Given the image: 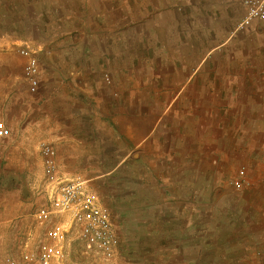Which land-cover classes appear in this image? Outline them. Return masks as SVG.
I'll return each instance as SVG.
<instances>
[{
  "label": "crops",
  "instance_id": "obj_1",
  "mask_svg": "<svg viewBox=\"0 0 264 264\" xmlns=\"http://www.w3.org/2000/svg\"><path fill=\"white\" fill-rule=\"evenodd\" d=\"M205 1L192 15L193 10L170 8L174 0H136L131 9L139 11L137 16H152V5L159 9L158 18H169L167 40L159 35L164 31L158 26L162 21L144 24L131 39L133 30L120 23L111 32L119 34L114 40L79 44L85 49L79 52L85 60L78 58L75 73L59 71L61 67L55 70L48 56L40 91L31 90V99H15L9 106V121L14 122L10 127L16 133L7 142L0 137V177L15 176L6 167L16 166L13 160L18 152L24 153L20 163L27 169L30 145L37 146L36 139L41 138L54 145L66 175L87 179L102 194L106 178L116 173L121 162L131 155L145 162L153 146L183 155L185 161L194 150L205 161L219 160V156L237 160L244 164L233 177V185L239 177L244 180L242 187L251 184L249 176L260 182L264 177V20L254 18L243 24L246 0ZM118 5L115 10L123 11ZM128 14L120 12L119 16ZM191 16L201 18L200 28L192 20L182 24L177 20ZM214 30L223 36L210 45L203 33ZM229 46L233 72L212 74L210 79L203 69L212 50ZM103 71L110 74V82ZM226 80L232 84L226 85ZM194 127L200 129L195 131V140ZM28 132L34 135L31 141ZM203 188L204 194L214 189ZM251 196L256 200L251 201ZM249 200L248 216L209 227L208 235L202 234V246L195 245V253L189 241L192 232L183 229L191 248L182 255L183 264H241L236 261L246 250L257 264H264V189L251 191ZM169 222L175 223L171 235L176 236L178 220ZM165 257L175 258L168 252Z\"/></svg>",
  "mask_w": 264,
  "mask_h": 264
},
{
  "label": "rangeland",
  "instance_id": "obj_2",
  "mask_svg": "<svg viewBox=\"0 0 264 264\" xmlns=\"http://www.w3.org/2000/svg\"><path fill=\"white\" fill-rule=\"evenodd\" d=\"M135 2L136 0H0V137L3 141L14 139L16 133L10 127L14 122L9 121V106L14 104L15 99L19 102H24L25 96L31 99V90H37V93L40 91L43 76L48 72L45 69L46 63L48 65L52 61L56 66L55 70L61 67L59 71L75 73L80 63L78 58L85 60L79 53L85 50L80 48V43L87 45L90 40H114L119 34L111 32L120 23L127 24L133 30L129 33L131 39L144 24H153L156 20L165 23L169 19L158 18L156 13L159 9L152 5L149 7L152 16H137L139 11L131 9ZM117 3L118 8L123 6V11L115 10ZM205 3V0H174L169 7L198 11ZM192 5L195 7H190ZM120 12L129 14L120 17ZM194 13L193 10L192 15ZM177 20L181 24L192 20L194 26H198L201 18L177 17ZM164 23L158 25L164 29L159 35L161 39L164 37L167 40L168 33L165 30L169 27ZM203 35H207L210 45L217 44L223 36L215 30ZM23 45H29L35 50L38 58L41 72L38 86H31L24 77L25 57L19 52ZM232 52V46L226 50H212L203 72L210 74V79L212 74L232 73ZM48 56H52V60L48 61ZM103 75L110 82V74L103 71ZM225 84L231 85L232 81L226 80ZM16 96L21 99L15 98ZM199 130L194 127V140L195 133ZM26 136L31 141L34 135L28 132ZM36 140L37 146L30 145L31 159L27 169L20 163V156L24 153L18 152L17 160H13L16 166L11 169L6 167V172H15V176L11 175L9 179L0 177V264H10V259L19 258L28 237L31 247L43 233L55 230L54 222H40L35 217L38 206L48 203L43 190L45 172L41 154V145L45 140ZM172 154L153 146L146 152L145 162L137 161V156L131 155L128 161L120 163L114 175L106 178L104 194L90 181L80 177L109 209L119 237V246L114 256L106 259L99 252L88 249L75 231L68 232L62 238L64 256L56 264H183L182 255L191 249L188 246L190 244L185 243L183 229L187 227L192 232L189 235L192 239L189 241L193 242L191 245L195 253V247L199 245L200 248L201 241L205 239L202 234L208 235L209 227H215L219 223L224 225L223 220H242L241 215L248 216L246 205L250 200H256L252 196L249 200V193L255 189L263 192L264 177L257 182L254 177L249 176L250 185H233L232 179L244 164L242 162L222 156H219V160L205 161V156L201 159L199 154L195 155V150L187 161L182 159L183 155ZM8 161L4 163L8 164ZM57 162L63 172L58 158ZM206 185L214 188L212 193H203V186ZM2 189L11 190L2 192ZM14 204L16 209L12 210ZM60 219H65V215L54 218ZM169 220H178L176 236L173 233L171 235L175 223H168ZM190 221L192 228L189 227ZM167 252L175 258L165 257ZM241 255L236 262L258 263L256 259H252L249 250L241 252Z\"/></svg>",
  "mask_w": 264,
  "mask_h": 264
},
{
  "label": "built area",
  "instance_id": "obj_3",
  "mask_svg": "<svg viewBox=\"0 0 264 264\" xmlns=\"http://www.w3.org/2000/svg\"><path fill=\"white\" fill-rule=\"evenodd\" d=\"M248 13L243 24L254 18L264 20V0H246ZM25 57L23 73L31 86L40 83V64L35 50L29 45L19 48ZM7 133V130H4ZM41 154L44 169V188L47 204L38 206L35 217L40 222H54L55 230L45 232L30 247V238L25 241V249L19 258L10 259V264H56L64 256V234L75 231L90 250L111 259L119 246L109 209L101 202L98 194L90 190L79 176H68L61 172L57 162L56 148L50 143H42ZM243 177L234 181L240 187ZM65 215L63 220H54Z\"/></svg>",
  "mask_w": 264,
  "mask_h": 264
}]
</instances>
